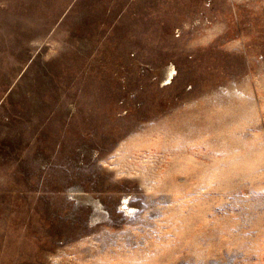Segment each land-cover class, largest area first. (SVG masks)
Wrapping results in <instances>:
<instances>
[{
	"label": "rangeland",
	"instance_id": "obj_1",
	"mask_svg": "<svg viewBox=\"0 0 264 264\" xmlns=\"http://www.w3.org/2000/svg\"><path fill=\"white\" fill-rule=\"evenodd\" d=\"M0 264H264V0H0Z\"/></svg>",
	"mask_w": 264,
	"mask_h": 264
},
{
	"label": "bare ground",
	"instance_id": "obj_2",
	"mask_svg": "<svg viewBox=\"0 0 264 264\" xmlns=\"http://www.w3.org/2000/svg\"><path fill=\"white\" fill-rule=\"evenodd\" d=\"M170 75V74H169Z\"/></svg>",
	"mask_w": 264,
	"mask_h": 264
}]
</instances>
